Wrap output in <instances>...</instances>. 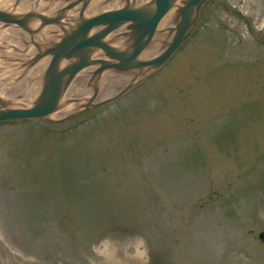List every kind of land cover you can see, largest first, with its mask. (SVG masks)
Segmentation results:
<instances>
[{"label":"rangeland","instance_id":"rangeland-1","mask_svg":"<svg viewBox=\"0 0 264 264\" xmlns=\"http://www.w3.org/2000/svg\"><path fill=\"white\" fill-rule=\"evenodd\" d=\"M262 229L264 0L206 2L110 102L0 121V264H264Z\"/></svg>","mask_w":264,"mask_h":264},{"label":"water","instance_id":"water-1","mask_svg":"<svg viewBox=\"0 0 264 264\" xmlns=\"http://www.w3.org/2000/svg\"><path fill=\"white\" fill-rule=\"evenodd\" d=\"M208 1L0 0V121L112 101L170 58Z\"/></svg>","mask_w":264,"mask_h":264},{"label":"trees","instance_id":"trees-1","mask_svg":"<svg viewBox=\"0 0 264 264\" xmlns=\"http://www.w3.org/2000/svg\"><path fill=\"white\" fill-rule=\"evenodd\" d=\"M74 171H75V169H74Z\"/></svg>","mask_w":264,"mask_h":264}]
</instances>
